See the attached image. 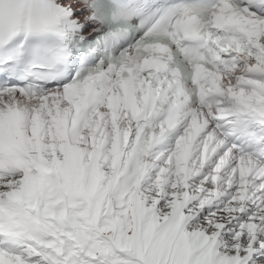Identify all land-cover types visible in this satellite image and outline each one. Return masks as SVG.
Wrapping results in <instances>:
<instances>
[{"label": "snow or ice", "instance_id": "snow-or-ice-1", "mask_svg": "<svg viewBox=\"0 0 264 264\" xmlns=\"http://www.w3.org/2000/svg\"><path fill=\"white\" fill-rule=\"evenodd\" d=\"M0 264H264V0H0Z\"/></svg>", "mask_w": 264, "mask_h": 264}]
</instances>
